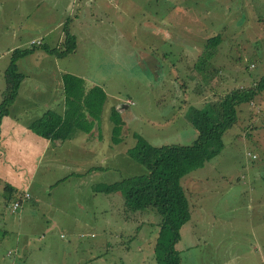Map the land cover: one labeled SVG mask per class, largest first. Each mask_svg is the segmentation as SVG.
<instances>
[{
    "label": "rangeland",
    "instance_id": "rangeland-1",
    "mask_svg": "<svg viewBox=\"0 0 264 264\" xmlns=\"http://www.w3.org/2000/svg\"><path fill=\"white\" fill-rule=\"evenodd\" d=\"M66 23L75 49L56 56L35 45L18 58L24 77L9 108L32 122L66 88L98 84L107 95L100 147L111 154L70 159L19 144L10 129L0 135V264H158L155 209L127 212L121 193L93 185L146 171L126 152L134 132L154 145L190 144L194 111L255 84L264 0H0V98L12 49L32 37L61 46ZM211 36L219 41L207 44ZM111 108L123 120L120 142L109 138ZM94 126L81 133L96 138ZM222 139L218 154L181 176L190 217L175 245L180 264H264V90L237 106ZM77 164L107 170L76 174Z\"/></svg>",
    "mask_w": 264,
    "mask_h": 264
},
{
    "label": "trees",
    "instance_id": "trees-1",
    "mask_svg": "<svg viewBox=\"0 0 264 264\" xmlns=\"http://www.w3.org/2000/svg\"><path fill=\"white\" fill-rule=\"evenodd\" d=\"M61 46L49 47L39 44L45 51L63 56L75 49V36L70 33L67 23L63 26ZM219 39L211 36L207 44H215ZM35 45L12 49L10 60L4 69L5 85L0 98V125L2 117L9 113L24 74L18 71L17 60L33 51ZM72 87V86H71ZM65 89L64 111L47 109L34 119L29 127L37 134L64 141L77 130L85 132L100 120L107 95L102 86L93 84L83 93L74 89ZM264 90V74L253 85L240 86L227 91L217 102H210V112L196 110L192 115V124L196 129V138L190 144L168 143L154 145L142 135L134 132L135 141L127 149V154L142 164L144 173L123 177L109 183H96L97 192L117 191L123 196L124 209L135 212L152 207L160 216L157 240L154 245L155 260L158 264H180V252L176 242L180 238V227L190 217L189 204L180 179L186 172L202 166L205 161L218 154L223 148L222 135L237 118V106L251 101ZM115 108L109 111L112 121L111 140L119 142L121 125ZM215 117H212L211 114ZM8 187V186H7Z\"/></svg>",
    "mask_w": 264,
    "mask_h": 264
},
{
    "label": "crops",
    "instance_id": "crops-1",
    "mask_svg": "<svg viewBox=\"0 0 264 264\" xmlns=\"http://www.w3.org/2000/svg\"><path fill=\"white\" fill-rule=\"evenodd\" d=\"M58 24H60V22H58ZM61 32H59V34H58L60 36V38H61V34H62ZM44 34H46V33H44ZM43 37L44 36H42V35H38L36 38H42V40H43ZM33 38L34 37H32L31 39H33ZM60 38L57 39V41H60ZM42 43L48 45L45 41H43ZM49 47H51V46H49ZM47 53H49V52H47ZM29 54H31V52ZM29 54H27V55H29ZM27 55H25V56H27ZM18 93H19V90H18ZM64 101H65V95H63L61 98H59L57 100L58 103L55 101L53 102L54 106L58 105L57 108H45L44 111H46L47 109H56L59 113H62L64 111ZM10 109L11 108H9V113L4 116V118L6 117V121H4V118L1 120L2 129H1L0 135H4L5 132H7V130L10 129L11 131L6 133V136L9 135V137H11V139L13 138V140L18 142L19 144H34V145L39 144L40 148L43 147V152H45V149L51 148V150L53 149L57 152V153H54L55 155H59L61 157L63 156L66 158L68 157L70 159L76 158L78 160H81V159L87 157L88 155L93 156V154L97 153L98 151L102 152V154H101L102 157L105 158L107 155H108V157H110L111 152L107 151V153H105L104 148L100 147L101 144L104 143L101 140L102 133L99 132V129H101L102 126L104 125L102 122L103 109L104 108L102 109L101 119L98 120L97 122H95V126L93 127L96 130V138L94 136H92V139H90L87 136H85V134L81 133V132H83V133H87V132H84L82 130H77L73 133L72 136H70L69 138L65 139L64 141H60V142L56 141L54 139H49V138L43 137L39 134L38 135L41 137V139L38 140V138L34 137V139H32L34 141H32L29 138L30 132H28L29 124L31 123L30 120L26 119L22 122L23 124L19 123L21 121V118L19 115L20 114V108L14 112H12ZM44 111H42V113ZM107 118L109 119V113L107 114ZM25 130H26V134H24ZM109 138H111V133L109 135ZM107 143H109V142H107ZM106 146L109 147L108 145H106ZM25 152L27 153L26 150H25ZM105 154H107V155H105ZM104 170H107V167L102 165V164L90 165V167H87V165H84V164H77V165H75L73 171L76 174H84L85 172H88V171H104Z\"/></svg>",
    "mask_w": 264,
    "mask_h": 264
},
{
    "label": "built area",
    "instance_id": "built-area-1",
    "mask_svg": "<svg viewBox=\"0 0 264 264\" xmlns=\"http://www.w3.org/2000/svg\"><path fill=\"white\" fill-rule=\"evenodd\" d=\"M30 44L31 45H39V44H41V40L40 39H32L30 41ZM24 196L26 198H28L29 197V194L28 193H25ZM19 206H20V202L17 201V200L13 201L12 204H11L12 210L18 209Z\"/></svg>",
    "mask_w": 264,
    "mask_h": 264
}]
</instances>
